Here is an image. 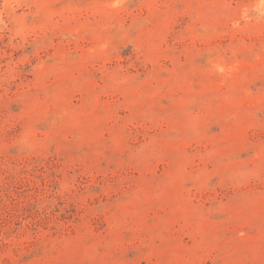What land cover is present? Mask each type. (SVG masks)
I'll return each instance as SVG.
<instances>
[{
    "label": "rangeland",
    "instance_id": "374dc122",
    "mask_svg": "<svg viewBox=\"0 0 264 264\" xmlns=\"http://www.w3.org/2000/svg\"><path fill=\"white\" fill-rule=\"evenodd\" d=\"M0 264H264V0H0Z\"/></svg>",
    "mask_w": 264,
    "mask_h": 264
}]
</instances>
